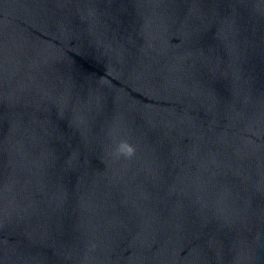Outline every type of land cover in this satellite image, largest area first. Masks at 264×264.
<instances>
[{
  "label": "water",
  "instance_id": "obj_1",
  "mask_svg": "<svg viewBox=\"0 0 264 264\" xmlns=\"http://www.w3.org/2000/svg\"><path fill=\"white\" fill-rule=\"evenodd\" d=\"M0 264H264V0H0Z\"/></svg>",
  "mask_w": 264,
  "mask_h": 264
},
{
  "label": "clouds",
  "instance_id": "obj_2",
  "mask_svg": "<svg viewBox=\"0 0 264 264\" xmlns=\"http://www.w3.org/2000/svg\"><path fill=\"white\" fill-rule=\"evenodd\" d=\"M118 151L120 153H123L127 156H131L134 152V149L131 145H129L127 142H122L120 145H119V149Z\"/></svg>",
  "mask_w": 264,
  "mask_h": 264
}]
</instances>
